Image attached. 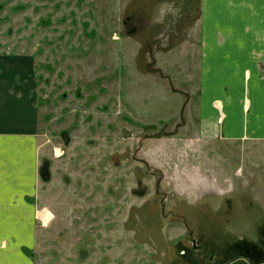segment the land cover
<instances>
[{
  "label": "rangeland",
  "instance_id": "374dc122",
  "mask_svg": "<svg viewBox=\"0 0 264 264\" xmlns=\"http://www.w3.org/2000/svg\"><path fill=\"white\" fill-rule=\"evenodd\" d=\"M197 2L0 0V55L34 68L50 163L34 264H222L240 240L264 248L263 145L199 119Z\"/></svg>",
  "mask_w": 264,
  "mask_h": 264
},
{
  "label": "crops",
  "instance_id": "0c3cea01",
  "mask_svg": "<svg viewBox=\"0 0 264 264\" xmlns=\"http://www.w3.org/2000/svg\"><path fill=\"white\" fill-rule=\"evenodd\" d=\"M197 7L201 125L264 147V0H198ZM28 63L0 55V264H34L43 220L42 113ZM222 264L264 262L232 256Z\"/></svg>",
  "mask_w": 264,
  "mask_h": 264
},
{
  "label": "trees",
  "instance_id": "16d2710c",
  "mask_svg": "<svg viewBox=\"0 0 264 264\" xmlns=\"http://www.w3.org/2000/svg\"><path fill=\"white\" fill-rule=\"evenodd\" d=\"M186 251L183 253V257L190 256V255H186ZM225 251L227 255H231V257L232 256L246 257L251 259L254 263L264 262V248L250 241L240 240ZM188 262L189 264L194 263L193 260L191 259H188Z\"/></svg>",
  "mask_w": 264,
  "mask_h": 264
},
{
  "label": "water",
  "instance_id": "95a60500",
  "mask_svg": "<svg viewBox=\"0 0 264 264\" xmlns=\"http://www.w3.org/2000/svg\"><path fill=\"white\" fill-rule=\"evenodd\" d=\"M122 135H123L124 138H129L131 136V132L128 129H124L122 131ZM62 137H63L65 143L69 144L70 139L68 137L67 132H63L62 133ZM40 175H41L42 180H44L46 182L51 179L50 163L49 162H45L42 165L41 170H40Z\"/></svg>",
  "mask_w": 264,
  "mask_h": 264
},
{
  "label": "flooded vegetation",
  "instance_id": "af4514ba",
  "mask_svg": "<svg viewBox=\"0 0 264 264\" xmlns=\"http://www.w3.org/2000/svg\"><path fill=\"white\" fill-rule=\"evenodd\" d=\"M128 19V18H127ZM126 25L128 26V31H131L132 32V27L130 26V19H128V20H126ZM44 163H42V165H43ZM192 247L194 248V249H201L202 247H201V245H197V243H198V240L197 239H193L192 241ZM180 246H183V247H186L187 249H188V247H187V245H180ZM177 248V247H176Z\"/></svg>",
  "mask_w": 264,
  "mask_h": 264
}]
</instances>
